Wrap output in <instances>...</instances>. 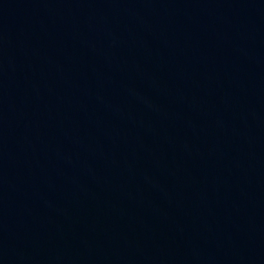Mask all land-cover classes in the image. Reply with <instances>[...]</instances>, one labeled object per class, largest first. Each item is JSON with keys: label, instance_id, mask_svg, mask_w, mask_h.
Returning a JSON list of instances; mask_svg holds the SVG:
<instances>
[{"label": "water", "instance_id": "1", "mask_svg": "<svg viewBox=\"0 0 264 264\" xmlns=\"http://www.w3.org/2000/svg\"><path fill=\"white\" fill-rule=\"evenodd\" d=\"M0 264H264V0H0Z\"/></svg>", "mask_w": 264, "mask_h": 264}]
</instances>
